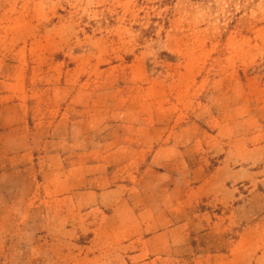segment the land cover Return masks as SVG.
Listing matches in <instances>:
<instances>
[{
  "label": "rangeland",
  "instance_id": "rangeland-1",
  "mask_svg": "<svg viewBox=\"0 0 264 264\" xmlns=\"http://www.w3.org/2000/svg\"><path fill=\"white\" fill-rule=\"evenodd\" d=\"M127 135L225 181L127 225L47 167ZM0 264H264V0H0Z\"/></svg>",
  "mask_w": 264,
  "mask_h": 264
},
{
  "label": "crops",
  "instance_id": "crops-1",
  "mask_svg": "<svg viewBox=\"0 0 264 264\" xmlns=\"http://www.w3.org/2000/svg\"><path fill=\"white\" fill-rule=\"evenodd\" d=\"M146 132L145 139L148 140L151 133ZM104 144L73 149L64 155L61 152H47V167L52 169L53 165H67V194L81 198L78 203L81 207L88 205L105 212L118 211V215L123 217L121 222L127 225L138 220V206L131 203L135 197L143 201L145 212L149 215L155 212V202L161 194V199L166 201L157 204L161 214L165 208L184 213L191 202L213 195L225 181L219 175L222 166L217 168V174L216 170L215 173L206 174L203 164L191 165L187 151L179 142L170 146V142L155 145L151 140L141 144L134 136L127 135L108 149ZM102 150L107 153L97 158L95 153ZM156 229L157 233L149 238L164 241L170 236V226Z\"/></svg>",
  "mask_w": 264,
  "mask_h": 264
}]
</instances>
